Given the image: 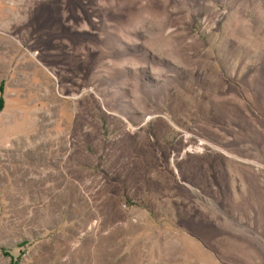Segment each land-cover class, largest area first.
I'll return each mask as SVG.
<instances>
[{
  "label": "rangeland",
  "instance_id": "rangeland-1",
  "mask_svg": "<svg viewBox=\"0 0 264 264\" xmlns=\"http://www.w3.org/2000/svg\"><path fill=\"white\" fill-rule=\"evenodd\" d=\"M0 264H264V0H0Z\"/></svg>",
  "mask_w": 264,
  "mask_h": 264
}]
</instances>
